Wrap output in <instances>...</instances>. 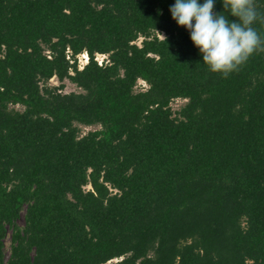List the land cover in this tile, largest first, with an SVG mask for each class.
Returning a JSON list of instances; mask_svg holds the SVG:
<instances>
[{"label":"trees","instance_id":"16d2710c","mask_svg":"<svg viewBox=\"0 0 264 264\" xmlns=\"http://www.w3.org/2000/svg\"><path fill=\"white\" fill-rule=\"evenodd\" d=\"M174 3L0 0V264H264V53L211 73Z\"/></svg>","mask_w":264,"mask_h":264},{"label":"clouds","instance_id":"9594fccd","mask_svg":"<svg viewBox=\"0 0 264 264\" xmlns=\"http://www.w3.org/2000/svg\"><path fill=\"white\" fill-rule=\"evenodd\" d=\"M223 8L237 21L214 13V0H204L202 5L198 0H175L169 11L177 25L190 32L208 70L227 79L253 54L264 53V34L253 27L257 21L264 23V13L257 10L255 0H223ZM83 55L87 61V54Z\"/></svg>","mask_w":264,"mask_h":264},{"label":"rangeland","instance_id":"374dc122","mask_svg":"<svg viewBox=\"0 0 264 264\" xmlns=\"http://www.w3.org/2000/svg\"><path fill=\"white\" fill-rule=\"evenodd\" d=\"M158 35H159V37H162V36H161L162 34H158ZM140 41H141V38H138V39L136 40V43H140ZM47 52H48V51H46V53H47ZM99 58H100V59H103V58H105V56L100 54ZM77 61H78V65H79L80 67H81L84 63H86V60H85V57H84L83 53H81V54L78 55V60H77ZM48 83H50V84H52V85H58L60 82L57 80L56 77H52V78L49 79V82H48ZM63 83H64V89H63V91H65V92L76 91V90H78V88H77L73 83H71V82L68 81V80H64ZM144 85H145V83H144L142 80H139V81H138V84H137V86H136V88H138V87H143ZM184 102H185V99H179V98H176V99H174V100L171 101L170 106H171L172 110L175 111V110H177L182 104H184ZM15 107H16V108H19L18 105H15ZM98 128H99V126H97V125H94V126H87V127L84 126V127H81V133H84V132H86V131H88V130L98 129ZM86 188H89V186H86ZM18 223H19L20 225L23 224V211L21 212V218L18 220ZM4 242H5V246H6V253H8L9 235L6 236V238L4 239Z\"/></svg>","mask_w":264,"mask_h":264},{"label":"built area","instance_id":"2783aa9c","mask_svg":"<svg viewBox=\"0 0 264 264\" xmlns=\"http://www.w3.org/2000/svg\"><path fill=\"white\" fill-rule=\"evenodd\" d=\"M101 55H102V54H101ZM99 56H100V54H96V56H95V60L98 62V64H101L102 61H103L105 58L100 59ZM104 56H105V55H104ZM85 60H86V59H85Z\"/></svg>","mask_w":264,"mask_h":264}]
</instances>
